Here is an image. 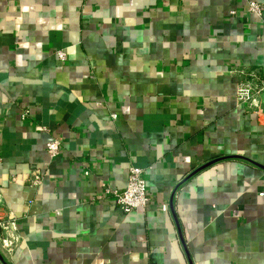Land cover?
I'll use <instances>...</instances> for the list:
<instances>
[{
  "label": "crops",
  "instance_id": "obj_1",
  "mask_svg": "<svg viewBox=\"0 0 264 264\" xmlns=\"http://www.w3.org/2000/svg\"><path fill=\"white\" fill-rule=\"evenodd\" d=\"M249 1L0 0V264H264V116L237 98L264 79ZM131 165L151 200L126 213L98 195Z\"/></svg>",
  "mask_w": 264,
  "mask_h": 264
},
{
  "label": "built area",
  "instance_id": "obj_2",
  "mask_svg": "<svg viewBox=\"0 0 264 264\" xmlns=\"http://www.w3.org/2000/svg\"><path fill=\"white\" fill-rule=\"evenodd\" d=\"M247 10L259 17L263 16L264 6L261 2L257 0H250L247 4ZM237 14V10L231 11V15ZM59 57L63 60L66 59V52L63 50L58 51ZM249 75L255 76L251 73ZM264 89V79L261 80V85L259 88H254L250 82H241L238 85L237 98L241 105L256 112L258 119L262 122L264 116L263 102L257 98L261 91ZM28 111L25 112L23 117L27 115ZM116 118V115H113ZM62 140L60 138H52L47 143V151L52 158L57 157L61 151ZM85 173L89 174V169L86 167ZM42 181L39 172L35 174L33 178V184L35 186H40ZM99 199L113 198L118 205L119 209L128 213L136 210L140 207H146L150 202V195L148 193V183L145 176V169L131 165L129 168V178L127 186L124 190H118L111 187L104 188L99 193ZM14 226V223H12ZM13 226L9 225L7 222L0 221V242L4 250H12V234L10 235L11 228Z\"/></svg>",
  "mask_w": 264,
  "mask_h": 264
},
{
  "label": "water",
  "instance_id": "obj_3",
  "mask_svg": "<svg viewBox=\"0 0 264 264\" xmlns=\"http://www.w3.org/2000/svg\"><path fill=\"white\" fill-rule=\"evenodd\" d=\"M262 102H263V104H264V90H263V94H262ZM214 161H215V160H213V161H211V162H208L207 164H205V165L201 166L200 168H198L197 170H195L193 173H196V172L199 171L200 169H202V168H204V167H206V166L212 164ZM193 173H192V174H193Z\"/></svg>",
  "mask_w": 264,
  "mask_h": 264
}]
</instances>
